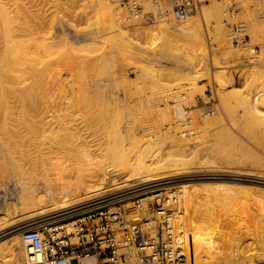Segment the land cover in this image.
Instances as JSON below:
<instances>
[{
  "label": "rangeland",
  "instance_id": "1",
  "mask_svg": "<svg viewBox=\"0 0 264 264\" xmlns=\"http://www.w3.org/2000/svg\"><path fill=\"white\" fill-rule=\"evenodd\" d=\"M104 1H109L110 5H116L123 15L122 17L121 14L118 15L116 19H119V16L121 18L119 22L116 20L119 25L117 23L114 26L115 21H111L112 18L106 13L103 20L104 23H108L104 26L112 28L110 26L112 22L114 27L112 30L108 28L107 38L105 37L104 41H100L101 43L92 41L93 44L88 45L91 48L86 51L79 49L83 43L90 42V37L84 33L83 29L86 26L84 16L86 1L65 0L62 2L60 19L58 18L59 20L52 28L53 32H57L55 35L59 34L53 40L54 43L56 41L53 47L59 52L52 49L54 55L50 53L48 57L42 53L28 61L29 68L23 75L25 80L16 86L22 85L20 87L22 89L18 87L12 94L15 100H19L20 96L24 95L25 99L20 98L22 101L27 99H32L35 103L40 101L44 64L48 65L50 71L54 70L52 68L61 70L58 72V74L61 72V75L59 74L61 78L59 77L58 80L62 81H58V84L63 86L61 85L62 88L59 90L57 88L56 92H59L57 94L60 96L54 94L55 97L58 96L60 99L65 96L64 94L67 95L69 91H73L74 97H71L73 104L87 105L89 108L84 107L86 109V112L83 111L84 114L90 113L89 115L93 114V116L87 115L89 118L83 115L78 116L80 119L75 123V131H72L75 141L69 134L60 132L59 142L64 146L68 145L64 152L72 164L73 177L83 173L90 158L94 157L92 153L96 154V160L99 163L117 165L115 168L118 173L111 174L104 184L103 190L106 194L112 191L116 183H122L127 178L133 166L139 168L141 159L148 160L152 153V159L157 158L155 161H162V163L164 161L170 163V160L165 158L173 154L175 158H185V160L192 158L188 162L182 161L174 166L169 177H180L184 174L186 163L194 172L196 167H201L206 173H224L212 178L210 176L213 175H209V179L207 177L198 179L195 175H188L182 183L188 188L200 185L212 187L216 185H213L215 182L225 181L224 178L236 182L238 184L234 186L236 191L235 189L233 192L230 191L232 195L229 192L226 194L220 192L222 195L219 194V198L209 200L208 214L210 218L216 215L213 221L219 224L215 243L221 242L217 245L213 243L212 250H216L217 247L219 249L221 246L222 251L242 256L239 263L235 261L231 264H264V242L261 245L259 243L264 238H261L264 235L263 231L261 232V228L264 229V184L257 182L258 177H264V136L261 135L258 125L252 118H248L251 115L249 113L245 115L247 106L254 105L255 97L258 100L264 97V0H196V7L188 14V17H193L196 13L192 26L195 32L191 34L160 26L159 20L162 16L156 17L151 23L147 22L141 15L137 16L122 4L121 0ZM142 1L138 0L140 4H144L142 5L144 11L154 9V0ZM161 1L164 7L169 8L163 18L174 16L169 6L174 0ZM174 19L178 21L177 24H183L185 17L180 18L182 22H179V18L175 16ZM233 26H237V31L233 32ZM233 34L237 36V41ZM219 71L225 73V80L222 81V78L218 77ZM28 94H31L30 98H27ZM68 99L71 102V99ZM101 105L103 107L111 105L113 107H109L111 114L108 115L105 112L103 115V111H98L97 106ZM255 105L264 110V104L259 101ZM103 107L99 110L107 109ZM207 107L211 110L209 114H207ZM87 109H93L94 112L91 113ZM100 112L103 118L98 116ZM112 113L116 114L115 120ZM107 115L113 117V119L109 117L113 121L108 120ZM212 117L213 120H211ZM183 124H186V128L192 133L183 134ZM174 134L180 135L179 138L184 137L185 141L178 146L172 141V145L170 137ZM71 141H74V145L69 143ZM210 145H214V148ZM200 149L201 151H198ZM185 153L190 154L187 155L188 158L184 156ZM40 171L43 173V170ZM0 179L3 181L0 183L2 185L0 186V213L9 211L8 217H11L9 219H18L19 216L21 217L19 209H16L21 205L19 189L12 180L8 181L3 177ZM4 180L7 181L4 182ZM206 183L209 184L206 185ZM3 191L7 192V199ZM86 198L94 197L90 194ZM35 215L42 214H33L30 218ZM134 217L140 216L135 213ZM243 220L246 222L244 223ZM230 223H234L233 226ZM223 231L224 233L226 231L228 236ZM192 235L191 239L202 238L198 234H196L198 236ZM228 237L232 240L231 242ZM194 239L191 246L194 244ZM237 245L238 247L244 245L242 248L239 247L243 254L237 250ZM205 249L204 253L205 251L208 253V249ZM2 251L3 248L0 249V254L3 253ZM244 251H249V254ZM238 252L240 255L237 254ZM73 264H77L76 261H73Z\"/></svg>",
  "mask_w": 264,
  "mask_h": 264
},
{
  "label": "bare ground",
  "instance_id": "2",
  "mask_svg": "<svg viewBox=\"0 0 264 264\" xmlns=\"http://www.w3.org/2000/svg\"><path fill=\"white\" fill-rule=\"evenodd\" d=\"M64 1L65 0H0V176H1L0 178L3 177V179L4 178L8 179V181L12 180L13 181L12 183H14V185H16V187H18V189H19V203L21 204L19 207L17 206L18 208H16V209H19V211L21 213V217L19 216L20 218L18 217V219L15 218L16 216H14L15 219H13V220L9 219V218H11L10 216L8 217L9 211L7 213H0V247L3 248V251H2L3 253L0 254V264H10V263L11 264H26L25 243L23 241V237L21 235V232L14 231V227L16 225H18L20 222H22L24 220H27L33 214H37V215L39 213L46 214L48 212L64 210V209L70 208L72 206H75L81 202L89 200L88 198H86L87 195L92 194L93 197L96 198L98 196L106 194V192L103 190L104 184L107 182L108 177L111 174L113 175V173H115V172L118 173L117 169L115 168L117 166L115 163L114 164L109 163L107 165L102 163V162L99 163L96 160V156H95L96 154L92 153V155L94 157H91L90 158L91 160L89 159L90 161H89L88 165H86L87 167L83 171V173L79 174L76 177H73L74 172H73L72 164H71L70 160L66 157L65 152H64L65 148L68 145L64 146L59 142L60 132H64L66 134H69L71 136V138L74 140L72 131H75L74 129H76L75 123H77L78 119H80V117H78V116H80V115L87 116L90 114L89 113L90 111H91V113L94 111H92L93 109L92 110L87 109V111L88 110H90V111L87 112L89 114L86 113L87 115H85L84 113L86 112V109H84V107H88L87 105L86 106L74 105L72 102V99H71V97H74L73 91H69V93H67V95L64 94L65 96H63V98H60V99L58 98V96H60V95L57 94L59 92H56V90H57V88H58V90H59V88H62L61 85L63 86V84H60V85L58 84V81L59 82L62 81V80L60 81V79L58 80V78L60 77L59 74L61 73L60 72L58 74V72L61 71L60 69H58L59 71H57V70H55V68H52L55 71L54 70L50 71V69H48V65L44 64V67H43L44 69L42 68V70L44 72V80H42V83H41L42 87H41L40 101H38L36 103H35V101H32V99H30V100L27 99L26 101H22L20 98H24L23 97L24 95L23 96L21 95L20 98L18 97L19 100L16 101L14 98L15 96L12 95L16 91V88H18V87L20 88L22 85L18 86V87H16V86L18 84L19 85L22 84L23 80H25L23 75L27 72V70L29 68L28 67V65H29L28 61L34 59V57L36 55H39L42 53L44 54V56L50 57V53H53L52 49L53 50L56 49L53 47V46H55L56 41L54 43L53 40L56 37H58L59 34L55 35V33H57V32H55V31L53 32L52 28L55 25L54 23L60 19L59 13L61 10L62 2H64ZM85 1H86V3L84 5L85 6L84 16L86 19V23H85L86 26L83 29H84V33L88 37H90V42L89 43L88 42L83 43L82 45L80 44L81 47L79 46V49L81 48L83 51H86V50H88V48H91V47H88V45L91 43L93 44L92 41H98V42L104 41V38L107 35L108 28L112 30V28L114 26H116L114 24H117L121 19L120 16H119V19H116V18H118V15L121 14L120 8H119V10H120L119 11L118 7L116 5H110L111 3L109 1H104V0H85ZM164 3H166V2H164ZM142 5H144V4H142ZM106 13L109 14L110 17L112 18L111 19L109 17L111 19V21L112 20H113V22L115 21L113 23L114 26L112 25V22H110L111 23L110 26H112V28H110L109 26H104V24L107 25V23H108V22L104 23V20H103L106 17ZM104 15H105V17H104ZM122 15H123V12L121 14V17H122ZM195 15H196V13H195ZM195 15H193V17L186 16L185 19H183L184 21L182 19H179L180 20L179 22L183 21L182 22L183 24H177L178 21H175L173 15L169 16V18H163V16H164L163 15L162 18L159 20V23L161 24L160 26L163 25L165 27H168L169 29L171 28L173 30H176L177 32L180 31V32L188 33V34L190 32V34H191V33L195 32L194 29L192 30V26L194 24L193 18ZM118 25H119V23H118ZM47 27H49V28H47ZM53 30H55V29H53ZM196 33H197V31H196ZM75 48H74V50H76ZM58 54H60V53H58ZM53 55H54V53H53ZM53 55H52V57H53ZM54 57H56V56H54ZM57 65H55V66L57 67ZM45 67H46V69H45ZM70 72H71V68H70ZM73 73H74V70H73ZM70 74H72V73H70ZM217 75L219 78H222V81H223V79L225 80V76H224L225 73L223 71H219V73ZM57 85H59V87H56ZM20 89H22V88H20ZM54 94H57L58 96L55 97ZM26 96H28L27 98H30L31 94H28ZM220 97H222V96H220ZM56 98L59 101H57ZM68 98L71 99V102L69 101ZM7 100H9V101L7 102ZM221 100H223V99H221ZM258 101L261 104H264V97H262L259 100L255 97V99H253L254 105L253 106L252 105L247 106L246 111H245V113H246L245 115H249V114L251 115V117H248V118H250V119L252 118L253 122L258 125L259 130L261 131L260 132L261 135L264 136V110H261L258 107H256L257 105H255V103H257ZM107 106L104 105V107L107 108V109H105V111H104V109L99 110V108L101 109L103 107V105H101L100 107L97 106L98 111H101V112L103 111V115H105L104 114L105 112H107L108 115L111 114L110 108L112 106L111 105H110L111 107L109 105H107ZM262 107H263V105H262ZM116 108L118 109V107H116ZM83 111H85V112H83ZM101 112L99 113L98 116L103 118L102 117L103 115H100ZM112 112H114V111H112ZM119 113H120V111H119ZM119 113H117V114H119ZM247 113H249V114H247ZM91 115L93 116V114H91ZM91 115H89V116L92 117ZM95 115H97V114H95ZM108 115H107V117H108ZM114 115H116V114L112 113V116H114ZM89 116H87V117L89 118ZM109 117H108V120L111 118V117L110 118ZM115 117L116 116H114V119H113V117L111 119L115 120ZM105 119H103L104 123H105ZM108 120H106V121H108ZM113 120H111V121H113ZM211 120H213V117ZM252 120H251V122H252ZM110 123H113V122H110ZM205 125L207 126V124H205ZM227 132H228V130H227ZM205 135H206V133H205ZM179 136L180 135L174 134V135H172V137H170L172 139L171 142L173 141L175 143L174 145L178 146L185 141L184 137L179 138ZM202 137H203V135H202ZM230 140H232V139H230ZM261 140H263V139H261ZM74 141H71L69 143L74 145ZM173 142H172V145H173ZM208 145H209V143H208ZM262 145H263V143H262ZM203 146H204V144H203ZM212 146L214 148V145H212ZM172 147H174V146H172ZM238 147L240 148L239 145H238ZM216 148H218V147L216 146ZM209 149H210V147H209ZM41 150H43V151L41 152ZM246 150H248V149H246ZM198 151H201V149ZM224 151H225V149L223 150V152ZM35 152L37 154H35ZM186 153H187V151H186ZM186 153L184 156H186V158H188V156L190 154H187L188 155L187 156ZM241 154L243 155V152ZM164 156H166V155H164ZM168 156H171V155L169 154ZM172 156L171 157L166 156L167 158H165V159L170 160V163H166L165 161L163 163H162V161H155L157 158L155 160H153L152 159L153 153L150 155L148 160H146V159L142 160L141 159L140 167L139 168H136L134 166H133V168L130 167L131 169L129 168L130 170H129V174H128L127 178L122 183L121 182L116 183L115 186H113L111 192H114L116 190L122 189L124 187L130 186V185H133V184H136L139 182H145V181L159 179V178H168L170 176L174 166L178 165L182 161L188 162L192 159L191 158L190 160L189 159L185 160L184 156H183L184 159L179 158V157L175 158V155L173 156L174 158H172ZM213 157H214V155H213ZM256 157H258V156H256ZM208 158L210 160V156ZM158 159L162 160L160 158H158ZM203 159H205V158L203 157ZM212 159L215 160V158H212ZM207 161H205V163ZM262 161H263V159H262ZM195 162H197V161H195ZM230 162H232V161H230ZM258 162H260V161H258ZM239 163H240V161H239ZM39 166H41V167H39ZM188 166H190V165L189 164L187 165V163H186L185 173L180 176V177H183V179L185 177H187L188 175H193V176L195 175L199 179V178H206V177L208 178L209 175H213V176H210L212 178V177H219L220 175L224 174V173L223 174L222 173H206V171L202 170L201 167H196L195 168L196 170L193 168L195 170V172H194L193 170H190L192 168H188ZM37 167H39L40 170H43L42 171L43 173H41V171ZM204 169H205V167H204ZM206 169H207V167H206ZM38 171H40V173ZM244 173H245V171H244ZM11 178H13L14 180ZM220 180H221V177H220ZM224 180L225 181L220 182V183L215 182L213 185H215V184L216 185L212 186V187H202L204 185H202V186L200 185L201 187L200 186L199 187L194 186V187H188L187 188L188 189V192H187L188 195L187 196H188L189 206H190L191 233L195 234V235L198 234V235L202 236L201 239H200V237L198 238L199 240H195L193 237V239L195 241H194V244H192L193 246H191L192 247V253H193L191 264H231V263H234L235 261L237 263H239V260L242 257V256H238V255L236 256L230 252L220 250L221 246L219 249L217 247V249L215 248L216 250H212L213 245H214L213 243H215V241H217V239H215L216 238L215 236L217 235V233L219 231V230H217V229H219V228H217L219 224L217 225L213 221V219H215V216H216L215 213H214L215 216L212 217L213 213L211 212L212 218H210V216L208 214V212H209L208 211L209 210V208H208L209 200L211 199V201H212V198L215 199V197L219 198L218 195L220 194V192H223V193L225 192L224 194L229 192L231 194L233 192V189H235L234 186L238 185L236 182L231 181V179H229V178H226V179L224 178ZM258 180H259V181H257L258 183L264 184V177H258ZM5 181H7V180H4V182ZM1 182H3V181H0V183ZM6 183H4V184H6ZM52 184L54 186H52ZM208 184L206 183V185H208ZM210 184H211V182H210ZM0 186H2V185H0ZM247 186L248 185L246 184V187ZM262 187H260V189ZM252 188L254 189V187H252ZM255 188H257V187H255ZM246 189L248 190V188H246ZM231 190H232V192H230ZM261 190H260V192H261ZM235 191H236V189H235ZM3 195L6 198L7 192H4ZM220 195H222V194H220ZM231 195H228V196L230 197ZM235 195H237V194H235ZM261 202L263 204V201H261ZM6 203L7 202H5V204ZM215 204H217V203H215ZM217 205H219V203ZM222 208H223V206H222ZM213 211H214V209H213ZM16 213L18 214V212H16ZM243 215H245V214H243ZM255 215H256V213H255ZM255 215H253V216H255ZM245 222H246V220L244 221V223ZM233 224L234 223H232L231 225L233 226ZM11 228H13V230H11ZM254 229H256V228H254ZM257 229H258V227H257ZM220 231H222V230H220ZM262 231L264 233L263 228H261V232ZM223 233H224V231H223ZM192 234H191V237L193 236ZM224 234L227 235V232L225 231ZM198 235H196V236H198ZM244 236H245V234H244ZM262 237H264V235L261 236V238ZM217 238H218V236H217ZM193 239H191V242H193ZM244 239H246V238H244ZM262 239H264V238H262ZM262 239H261V242H259L260 245L262 242H264V241H262ZM218 240H220V239L218 238ZM258 240H259V238H258ZM231 241L232 240L230 239V242ZM220 243L217 242V244H220ZM246 243H245V245H246ZM217 244L215 243V245H217ZM256 244H257V242H256ZM224 245H225V243H224ZM238 245H239V243H238ZM238 245H237V247H238ZM243 246L244 245H242L241 247L239 246V247L242 248ZM214 247H216V246H214ZM263 247H264V245H263ZM205 248L208 249V253H207V251H205L206 253H204L203 250H206ZM238 248H237V250H240V254H243V252H241L242 250L240 248L239 249ZM250 249H251V247H250ZM250 249H249V251H250ZM244 250H246V249H244ZM249 251H244V252H247L249 254ZM237 254H239V252ZM84 264H95V260L92 257H86L84 259Z\"/></svg>",
  "mask_w": 264,
  "mask_h": 264
},
{
  "label": "built area",
  "instance_id": "3",
  "mask_svg": "<svg viewBox=\"0 0 264 264\" xmlns=\"http://www.w3.org/2000/svg\"><path fill=\"white\" fill-rule=\"evenodd\" d=\"M153 2L154 9L144 11L138 0H121L147 22L169 10L162 1ZM169 6L180 19L196 7V0H174ZM183 127L184 134L192 133ZM183 180L139 182L20 222L14 231L23 237L26 264H84L86 257L95 264H191L190 206Z\"/></svg>",
  "mask_w": 264,
  "mask_h": 264
}]
</instances>
